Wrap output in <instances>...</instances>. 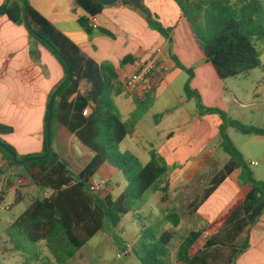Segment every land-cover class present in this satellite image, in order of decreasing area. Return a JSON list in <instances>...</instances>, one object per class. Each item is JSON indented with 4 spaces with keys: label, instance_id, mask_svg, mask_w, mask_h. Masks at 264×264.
<instances>
[{
    "label": "trees",
    "instance_id": "trees-1",
    "mask_svg": "<svg viewBox=\"0 0 264 264\" xmlns=\"http://www.w3.org/2000/svg\"><path fill=\"white\" fill-rule=\"evenodd\" d=\"M76 1L90 17L100 14L105 7L97 0ZM175 1L220 78L225 80L235 77L261 65L258 49V44L264 43V3L261 0ZM124 2L133 6L128 1ZM141 2L146 13L133 7L146 17L152 29L162 34L171 44L173 28L165 27L158 15L143 0ZM3 15L15 23L25 24L30 35L59 59L66 72L64 80L51 94L42 152L20 156L3 138L13 128L0 123V152L6 164L10 168L23 167L31 173L41 190H52L50 196L42 195L31 200L27 208L10 223L8 233L16 243V248L27 250L23 247L24 241L34 245L45 241L57 261L63 264L74 257L98 232H113L126 214L133 213L137 218L144 219L133 252L142 264H170L172 233L168 230L160 232L159 224L141 213L148 192L162 191V200L168 199L170 167L155 150L150 152L151 159L146 164L131 151L121 150V143L154 104V92L145 94L138 102L132 119L124 121L114 102V96L120 94L123 87L112 65L99 64L85 54L72 39L34 8L29 0H5L0 6V16ZM89 19L81 17L79 22L89 35H93L95 29L90 26ZM101 31L114 36L106 29ZM171 56L178 67L189 74L184 91L189 99L197 100L200 115H219L220 148L229 158L214 175L202 196L190 203L191 212H196L237 169L240 170V185L250 186L248 194L218 231L212 233L208 226L190 230L179 245L177 259L181 264H235L237 258L249 247V229L264 213V180L256 178L244 155L230 138L228 128L233 127L243 134L257 136H263L264 129L230 119L227 112L220 108L204 106L200 93L191 87L194 69L185 67L173 54ZM130 59L132 56L126 57L123 63H128ZM49 117L52 144L56 136L54 125L60 122L93 152L77 176L73 175L68 162L53 147L51 154L47 155ZM104 164L120 170L126 180L125 188L117 197L110 193L103 196L91 189L94 176ZM11 186L9 181L8 187ZM23 198V193L17 190L14 204L21 203ZM166 221L178 226L181 215L172 211L165 217ZM115 241L119 246H124V241L116 235Z\"/></svg>",
    "mask_w": 264,
    "mask_h": 264
},
{
    "label": "crops",
    "instance_id": "crops-1",
    "mask_svg": "<svg viewBox=\"0 0 264 264\" xmlns=\"http://www.w3.org/2000/svg\"><path fill=\"white\" fill-rule=\"evenodd\" d=\"M4 2L5 0H0V6ZM29 2L72 39L85 54L99 64L112 65L118 73L122 87L129 77H120V71L126 65L123 63L126 57L132 56L129 63L135 65L133 72L135 73L157 49L162 50V57L169 67V72L152 89L155 94L154 104L124 139L125 141L130 137L132 144L138 145H141L140 138L145 140L149 159L144 164L150 161V152L155 150L165 158L169 167L175 166V169L187 171L189 175L181 182V185H185L211 162L214 154H218L220 117L217 114L200 115L197 100L189 99L184 91L189 74L178 67L171 54L185 67L194 69L191 87L200 93L206 107H215L213 97L224 96L222 86L224 79L220 78L213 64L207 60L189 22L175 0H143V3L158 15L165 27L173 28L171 44L167 38L149 26L139 9L136 10L124 1L105 5L102 12L97 15L98 28L93 35H89L79 22L81 17L90 16L76 0H29ZM101 29L110 31L114 36L104 34ZM65 76V69L59 59L30 35L25 24L15 23L7 15L0 16V123L13 128V131L3 138L20 156L42 152L51 94ZM177 82L180 84L182 82L184 94L179 95L180 88H176ZM143 97L128 93L124 87L120 94L114 96L122 119L123 115L126 117L124 121L132 119L138 102ZM194 99L197 109L192 112L189 111L187 104ZM174 101L178 105H174ZM218 108L226 111L222 106ZM180 113H183L184 117L178 123ZM147 114H152L155 118L157 129L163 122H170L168 124L170 130H163L164 135L162 130L157 132L159 142L148 141L140 128V123ZM65 146L70 155L74 154L76 147L83 155L91 157L93 155L90 148L74 133L57 122V133L52 147L62 155L61 151ZM228 159L225 158L223 166ZM0 165L3 167L0 171V183L8 187L3 174L6 168L10 170L11 168L6 164L1 152ZM84 166L82 165L78 172ZM105 166H108V170L110 168L116 172V168L110 164H104L98 172ZM239 174L240 170L233 171L198 210L192 212V221L202 222L200 228L208 226L210 232L218 231L233 209L243 201L250 191V186L240 185ZM96 175L93 182H97ZM100 179L106 186H111L107 174H102ZM170 186L173 187V180L170 181ZM8 188H13V185ZM0 199L4 200L3 197ZM11 208L12 206L8 210ZM203 241L201 240V243ZM235 264H264V213L249 229V247L237 258Z\"/></svg>",
    "mask_w": 264,
    "mask_h": 264
},
{
    "label": "rangeland",
    "instance_id": "rangeland-1",
    "mask_svg": "<svg viewBox=\"0 0 264 264\" xmlns=\"http://www.w3.org/2000/svg\"><path fill=\"white\" fill-rule=\"evenodd\" d=\"M261 1L264 3V0ZM258 49L261 65L247 73L225 79L222 85L225 91L224 96H215L212 98V102L216 108L224 107L230 119L264 129V43L258 44ZM135 68L132 63H126L124 69L120 71V77H130ZM176 85L177 89L180 88L179 95L184 94L182 82L181 84L177 82ZM202 104L206 106L203 100ZM174 105H178V103L174 101ZM187 107L189 111L196 110L195 99L187 104ZM182 114L180 113L177 118L178 123L184 117ZM125 118V115H123V119ZM168 124L170 122L165 121L157 129L155 118L152 114H147L141 121L140 128L148 141L156 143L159 142L157 132L162 130L164 135L163 130H170ZM54 128L57 133V123H55ZM228 134L244 155L252 171L255 172L256 178L264 180V135L243 134L233 127L228 128ZM130 139L128 137L123 141L121 150L135 153L144 164L149 159V154L145 148L147 147L145 140L140 138L141 145H138L132 144ZM61 152V158L68 162L74 176H77L80 167L86 165L91 157L87 154L83 155L77 147L72 155H70L66 146ZM227 157L228 155L219 148L218 154H214L211 162L199 171L189 184L185 185H181V182L189 175L187 171L175 169V166H171L168 178L170 181L173 180V187H169L166 201L162 200V191L147 193V202L141 213L144 217H148L159 224L160 232L168 230L172 233L173 239L169 245L170 264H181L177 259L179 245L190 230L200 229L201 227L202 222L200 220L198 222L192 221L190 203L202 196L214 175L221 170ZM2 169L3 167L0 165V171ZM102 174H107V177L111 180V186L105 184V188H102L99 193L103 196L110 193L116 197L126 184L122 172L117 168L116 172H113L110 168L108 170V166H105L96 175L97 182H101ZM3 178L7 183L10 181L13 188L5 187L0 183V198H4V200L0 199V264H61L45 241L37 245L24 241L22 242L23 247L27 250L16 248V243L12 241L8 233L9 224L27 208L31 200L44 195V190L40 189L31 173L21 166H14L11 170L6 168ZM17 190H20L25 198L16 205L14 203ZM8 206H12V208L5 210ZM172 211H176L181 215V222L178 226H174L169 221L165 222V217ZM143 223V218H137L133 213L126 214L119 226L113 229V232L98 233L74 257L63 264H142L133 252V247L138 242ZM115 235L124 241V246H119L116 243Z\"/></svg>",
    "mask_w": 264,
    "mask_h": 264
},
{
    "label": "built area",
    "instance_id": "built-area-1",
    "mask_svg": "<svg viewBox=\"0 0 264 264\" xmlns=\"http://www.w3.org/2000/svg\"><path fill=\"white\" fill-rule=\"evenodd\" d=\"M89 24L94 29L98 28L97 15L90 17ZM168 72L169 67L162 57V50L157 49L139 70L124 81L123 87L128 93L144 96L152 91L155 84L162 81ZM102 188H105V182H93L91 186V189L95 192H99ZM51 194V189L44 190L45 196H50ZM5 209L8 210L9 206Z\"/></svg>",
    "mask_w": 264,
    "mask_h": 264
},
{
    "label": "water",
    "instance_id": "water-1",
    "mask_svg": "<svg viewBox=\"0 0 264 264\" xmlns=\"http://www.w3.org/2000/svg\"><path fill=\"white\" fill-rule=\"evenodd\" d=\"M97 1H99L100 3H102L104 5H113L119 1H128L133 6H135L137 9H139L140 11H142L143 13H146V9H145L144 5L142 4L141 0H97ZM51 114H52V105H51L50 117H51ZM50 117L48 119V126H47V128H48V153H47V155L51 154V152H52V139L50 136V120H51ZM34 158L35 157L29 158L28 160H32Z\"/></svg>",
    "mask_w": 264,
    "mask_h": 264
}]
</instances>
